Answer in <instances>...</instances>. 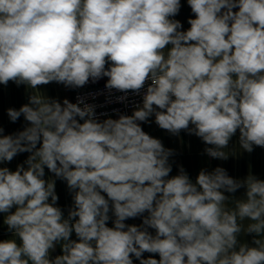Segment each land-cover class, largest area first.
Wrapping results in <instances>:
<instances>
[{
  "label": "clouds",
  "instance_id": "clouds-1",
  "mask_svg": "<svg viewBox=\"0 0 264 264\" xmlns=\"http://www.w3.org/2000/svg\"><path fill=\"white\" fill-rule=\"evenodd\" d=\"M188 4L195 18L181 31L170 19L180 0H0V84L78 88L108 77L109 90L139 93L151 80L142 107L118 119L98 122L82 100L62 106L36 93L8 109L30 126L0 137V162L31 155L27 168H0V213L15 237L0 242V264H133V255L139 264H264V181L220 167L195 183L182 167L168 178L172 150L138 123L154 114L161 129L211 145L212 158L227 159L237 130L245 151L264 147V0ZM45 166L74 192L68 219ZM245 185L246 199L227 207L224 192ZM145 212L142 226L124 223ZM242 230L255 247L238 242ZM57 243L63 255L49 259Z\"/></svg>",
  "mask_w": 264,
  "mask_h": 264
},
{
  "label": "crops",
  "instance_id": "crops-1",
  "mask_svg": "<svg viewBox=\"0 0 264 264\" xmlns=\"http://www.w3.org/2000/svg\"><path fill=\"white\" fill-rule=\"evenodd\" d=\"M180 9L177 15L170 17L172 20L179 21L182 25L181 31H187L190 28L188 23L189 19H194L195 14L192 12L188 0H180ZM223 11V9H222ZM233 11H238L234 8ZM171 48V45H167L165 51ZM110 62L105 65L108 68ZM107 77H102L101 79L93 82L91 79L89 82L78 88L66 87L62 83L50 82L45 85L37 86V89L33 90L25 84L17 85L13 81H9L7 85L0 84V129L3 132L0 133V137L4 135H15L20 131H23L26 127L30 126V122L26 121L23 115L20 118L12 122L8 116V109L19 110L23 105L29 104V99L33 94H41L43 97L51 100H56L63 106V101L67 99L69 102L74 103V93L77 90L85 89L94 85L101 84L105 82ZM159 110V109H157ZM134 111L123 114L132 115ZM121 115L111 116L103 119H98V122H103L106 119H118ZM79 119V118H77ZM81 123L83 121H80ZM142 127L143 131L149 134L151 137L159 139L166 149L172 150V155L169 157V164L171 165V172L169 177H174L179 174L180 168L182 167L186 174L189 176L190 180L195 183L196 179L201 172L204 170L208 173L213 172L217 167L223 168L227 175L237 181H245L249 176H254L255 178L264 181V147L253 146V151L247 152L241 146L239 142V130L236 134L232 136L229 141L227 148L223 151L228 154L227 159L212 158L206 152V149L212 147L207 145L203 140L196 136L194 133H189L187 130H181L178 134H172L167 130L161 129L155 123V115L153 114L147 120V122H138ZM193 125H189V128H193ZM39 143L37 147H39ZM31 155L29 152L18 153L11 162H0V168L7 167L10 171H15L18 165H23L27 168L25 161ZM44 179L46 181H55V193L58 196V201L54 206L59 207L62 211V218L68 219L69 211L74 208V192L71 191L67 182L61 178L55 176L54 173L50 172L45 166L44 169ZM246 185L239 188L234 193L224 192V195L228 197L226 205L229 208L235 207V202L239 200L246 199ZM107 198L106 193H101ZM51 202V198H49ZM12 212L15 211V206L11 209ZM8 213H0V242L8 239H13V232L9 231L8 226L5 223V218ZM148 215L145 212L142 216L136 218H129L124 221L126 225L142 226L143 219ZM109 221L107 222L108 227H114L113 221L115 216L111 211H109ZM75 219H78L75 218ZM70 223H74L70 221ZM244 228L247 227L249 220L245 219L240 221ZM150 234L155 235V230L148 228ZM257 238L254 233L249 234L245 231H241L238 234V242L241 244H247L249 247H255L253 243L254 239ZM71 240L78 241V237L73 231ZM62 243V242H61ZM61 243L55 245L54 250H50L49 259H55V257L63 255ZM149 257L159 260L158 254L143 253V258L147 259ZM133 264H139L134 255L132 256Z\"/></svg>",
  "mask_w": 264,
  "mask_h": 264
},
{
  "label": "built area",
  "instance_id": "built-area-1",
  "mask_svg": "<svg viewBox=\"0 0 264 264\" xmlns=\"http://www.w3.org/2000/svg\"><path fill=\"white\" fill-rule=\"evenodd\" d=\"M110 66V64H109ZM108 66V67H109ZM108 77L105 82L85 89L77 90L74 93V103L82 100L85 104L94 106L95 119H103L116 115L128 114L143 104V97L151 80L145 82L139 93L131 90L120 92L115 89L106 88ZM83 106V105H81Z\"/></svg>",
  "mask_w": 264,
  "mask_h": 264
}]
</instances>
